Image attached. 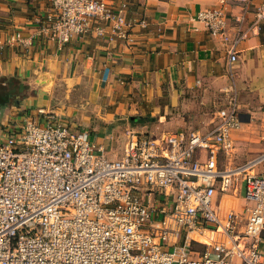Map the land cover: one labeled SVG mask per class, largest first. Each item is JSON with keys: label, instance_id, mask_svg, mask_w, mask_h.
Here are the masks:
<instances>
[{"label": "built area", "instance_id": "2783aa9c", "mask_svg": "<svg viewBox=\"0 0 264 264\" xmlns=\"http://www.w3.org/2000/svg\"><path fill=\"white\" fill-rule=\"evenodd\" d=\"M125 10L123 1L51 0L39 31L66 42L101 34L103 22L128 38ZM222 15L208 8L198 17L222 32ZM226 92L204 129H126L120 150L54 111L0 126V264H264V149L222 164L241 123L237 96ZM218 193L244 202L220 213Z\"/></svg>", "mask_w": 264, "mask_h": 264}, {"label": "crops", "instance_id": "0c3cea01", "mask_svg": "<svg viewBox=\"0 0 264 264\" xmlns=\"http://www.w3.org/2000/svg\"><path fill=\"white\" fill-rule=\"evenodd\" d=\"M112 1H123L126 19H133L128 38L102 22L101 34L94 28L58 42L39 31L51 0H0V126L41 117L38 109L54 111L94 142L120 150L126 129L189 130L191 123L181 117L198 118L202 104L222 103L232 89L241 123L229 138L253 145L249 125L264 133V14L255 13L264 0ZM208 8L222 11V32L200 21L199 12ZM234 38L236 58L230 61L227 44ZM145 113L154 116L153 125L132 123ZM226 158L225 166L237 163ZM238 195L218 193V211L241 208ZM227 196L242 203L233 206ZM193 236L210 242L214 234ZM193 246L205 247L197 241ZM260 250L264 260V243Z\"/></svg>", "mask_w": 264, "mask_h": 264}, {"label": "rangeland", "instance_id": "374dc122", "mask_svg": "<svg viewBox=\"0 0 264 264\" xmlns=\"http://www.w3.org/2000/svg\"><path fill=\"white\" fill-rule=\"evenodd\" d=\"M221 105V101L219 99V101L216 99L215 101H211L209 103H204L202 104L200 107L201 112L198 118H193L192 116L188 115L187 117H181L183 120L188 121V124L191 123V126H187V129H204L210 122L212 116H213V112ZM166 115V114H165ZM167 117L166 120L172 122V119H170L169 115H166ZM180 118V120H181ZM154 116L153 118H150V113H145L143 114L141 117H138L137 119L133 120L132 123L133 124H147L148 126L153 125L154 124ZM135 125V126H136ZM138 126V125H137ZM186 127V126H185ZM83 128V127H82ZM256 126L253 123L249 125L247 132H248V138L247 140L250 141L251 144L253 145H246V146H242V145H235L234 149L232 150L231 154L228 156L227 162H229L231 159H235L236 162L238 163L239 161H243L246 159L247 155L249 154H256V153H260L263 149H264V133L259 131L256 132ZM249 146H255V150L253 149V151L251 149H249ZM118 150V147H116ZM230 159V160H229ZM234 161V160H233ZM240 196V194L238 195V197ZM240 198V197H239ZM232 199V197L227 196L225 199L227 200V202L229 204H232L233 206H235L237 203H240V199ZM233 200V201H232ZM241 203H242V199H241ZM240 203V204H241Z\"/></svg>", "mask_w": 264, "mask_h": 264}]
</instances>
